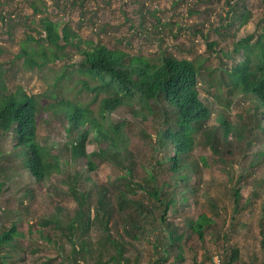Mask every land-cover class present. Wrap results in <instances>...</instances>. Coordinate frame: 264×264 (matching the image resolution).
Instances as JSON below:
<instances>
[{
	"label": "trees",
	"instance_id": "1",
	"mask_svg": "<svg viewBox=\"0 0 264 264\" xmlns=\"http://www.w3.org/2000/svg\"><path fill=\"white\" fill-rule=\"evenodd\" d=\"M86 1L74 0L70 5L82 7ZM226 2L228 8L225 13L219 12L221 24L214 26V30L222 38H233L231 47L216 49L220 44L218 39L207 42L212 54L219 50V67L207 65L208 60L198 56L178 57L169 48L159 50L154 56H145L129 53L119 45L111 48L85 40L70 25L60 28V23L50 19L44 0L31 2L34 15L46 13V16H41L32 26L40 35L39 48L29 51L26 44L22 47L26 65L43 68L64 61L69 57L66 52L69 47L75 48L81 58L75 63H65L61 71L55 73L50 93L42 95L22 89L11 92L3 80L0 65V158L4 156L0 162V199L5 198L6 189L17 196L22 192L20 183H15L18 179L11 178L14 159H18L21 167L18 176L39 185L61 174L63 162L83 159L88 171L87 175L77 173L63 182L68 188L63 190L64 194L76 203L74 212L66 213L65 220L31 208L28 203L35 202V190H25L21 197L12 195L9 203L14 209L1 218L0 264H19L24 251L27 252L21 240L29 235H37L56 246L52 231L71 244V256L78 257L75 263L71 257V264H82L81 257L84 264H129L110 229L117 216L124 221V227L132 226L131 231L124 230V234L132 235L133 241L140 240L145 233L159 235L153 242L159 259L165 247L171 248L183 240L184 234H176L175 227L167 224L166 219L175 204H188L198 193L192 185L193 177L202 175L208 164L203 157L196 162L191 154L198 146H204L232 168L236 163L231 159L236 145L240 144L239 152L246 154L250 149L245 148H251L256 138H264V16L255 21L253 32L239 36L240 29L252 21L253 12L246 0ZM191 13H200V10ZM146 16V12L140 11L137 27L141 32ZM168 24L163 22V27ZM199 32L206 38L210 36L203 30ZM27 37L34 41L33 36ZM2 54L0 47V56ZM85 94L87 97L93 94L92 99L82 101L80 97ZM245 102L248 106L243 105ZM236 109L239 112L234 115V122L232 116ZM118 114L127 116L129 123L140 129L139 135L143 138L149 137L147 132L154 131L156 141L151 162H142L128 150L127 121L117 120L115 115ZM40 117L45 123L57 124L55 127L64 138L62 150L55 147L57 143L50 137L41 136ZM10 136L15 141L13 149L3 143ZM89 148H93V153H89ZM10 151V160H6ZM62 153L71 160L62 162ZM262 157L260 154L235 178L233 170L230 181L237 180L233 185L236 214L244 209L240 204L241 184L252 177L253 169L263 165ZM96 158L122 175L111 183L98 185L92 177L98 169ZM137 169L144 174L134 179ZM14 185L17 190L13 189ZM259 186L261 183L255 187ZM138 190L161 207V214L151 217L146 227L135 195ZM213 208L216 209L215 205ZM59 211L62 214V210ZM215 217H220V213L215 211ZM215 217L203 214L189 220L188 232L203 240L205 229L215 222ZM23 223L30 225L28 233L20 230L19 225ZM96 225L104 231L106 240L102 246L105 243L104 246L117 249V256L89 258L94 246L90 234ZM260 236L264 249V223ZM176 257L181 259L180 253ZM227 264H240L239 250H232Z\"/></svg>",
	"mask_w": 264,
	"mask_h": 264
},
{
	"label": "rangeland",
	"instance_id": "2",
	"mask_svg": "<svg viewBox=\"0 0 264 264\" xmlns=\"http://www.w3.org/2000/svg\"><path fill=\"white\" fill-rule=\"evenodd\" d=\"M33 1L35 0H0V47L3 50V54L0 56V65L3 80L11 92L22 89L30 94L42 95L46 92L50 93L52 90L55 73L61 71L65 63L78 62L81 55L75 48L69 47L66 49L69 57L64 61L50 63L43 68L39 66L31 68L26 65L22 47L26 44L29 51L31 48H39L37 40L40 35L32 29V26L39 22L41 16H46V13L34 15V9L31 6ZM73 1L44 0L48 17L54 22L60 23V28L66 24L70 25L85 40L91 39L111 48L114 45H119L132 54L154 56L159 50L169 48L178 57L198 56L202 60L207 59V65L219 67V50L212 54L208 50V40L218 39L220 44L219 47H215L216 49L223 46L231 47L233 41V38L230 37L222 38L214 30V26L221 24L219 12L225 13L224 10L228 8L226 0H213L211 3H202L198 0H88L82 7L70 5ZM66 3H68V7L64 8ZM246 3L252 10L253 17L247 26L240 29L239 36L253 32L255 21L264 16V3L261 0H246ZM58 4L60 5L58 6ZM207 8L209 9L207 10ZM195 9H199L200 13L192 14L191 12ZM140 11L147 13L143 33L137 27L138 21H140ZM83 12H85V16H83ZM163 22L170 24L164 28ZM199 30H203L205 35L210 36L204 37ZM28 35L33 36L34 41L28 40ZM20 54H22L21 57H19ZM37 61H40L39 58ZM92 95L89 94L87 97L88 95L85 94L80 99L82 101L88 98L92 99ZM44 100L42 101L44 102ZM48 101L53 100L48 99ZM243 105L248 106L246 102ZM238 112V109L233 111L234 122V115ZM51 117L48 118V121ZM115 117L117 120L127 121L125 134L128 138V150L142 162L146 164L151 162L152 148L156 141L154 131L147 132L149 137L143 138L139 135L140 129L136 125L130 124L127 116L123 117L118 114ZM52 125L49 122L45 123L40 117L39 132L41 136L50 137L57 143L55 147L62 150L64 146L62 145L64 143L62 132L55 127L56 123ZM148 131H150L149 128ZM3 143L12 149L15 145L12 136ZM239 146L240 144L234 148L235 153L231 159L236 163L232 168L214 157L211 151L204 146H198L191 154L192 159L196 162L201 157L206 158L208 165L203 169L202 175L193 177L192 185L198 193L190 198L188 204L177 203L169 212L166 219L167 224L175 227L176 234H184V238L176 246L165 247L164 252L160 255L162 259H159L153 249L155 237H159V235L145 233L140 240L133 241L132 235L124 234V230L130 232L132 226L124 227L125 223L119 219V216L114 219L110 229L118 241L117 246L123 250L124 257L129 264H152L154 262L162 264H227L234 249L240 252V264H264V249L260 236V228L264 223V138L262 136L256 138L251 148H245V150L250 149L246 154L239 152ZM88 151L93 153L94 150L89 148ZM11 153L10 151L6 160H10ZM260 154H263V157L260 158L263 165L253 169L252 177L241 184L240 204L244 209L236 214L233 203V185L237 183V180L230 181L234 175L233 170L235 178ZM3 158L4 156L0 158V162L4 160ZM61 158L62 162L71 160L64 153L61 154ZM14 160L12 161L13 166L10 167L11 178L18 179L15 183H20L22 192L17 196L14 193H9L8 189L5 190V198L0 199V208H2V210L0 209V224H2L1 218L14 209L9 200L13 197H21L25 190H35V202L28 204L40 214L44 213L52 217L61 216L65 220L66 213L74 212L76 203L64 194L63 190H68V188L63 182L74 178L77 173L87 175L88 170L83 159L67 164L63 162L61 174L53 175L52 180L44 185L28 181L25 176H22L23 178L18 176L21 167L18 166V159ZM95 161L98 169L92 177L95 178L98 185L111 183L122 175L121 172L100 160L98 161L97 158ZM143 174L142 170L137 169L134 179L142 177ZM257 183H261L258 188L255 187ZM14 186L13 189L17 190V186ZM145 191L149 192V190ZM135 195L141 206L142 220L145 221L146 227L151 217L157 218L161 214V207L158 203L150 200L143 191L138 190ZM214 205L216 209L213 208ZM59 210H62L63 215ZM215 211L220 213V217H215ZM203 214L216 219L205 229L204 239L200 240L197 235L188 232L187 226L190 224L189 220ZM92 217L94 218V214ZM135 218L137 217L135 216ZM19 227L21 231L27 233L30 230L28 223L20 224ZM51 234L57 242L56 246L40 239L37 235H29L26 239H22L21 243L27 252L24 251L23 259L19 264H68L67 262H70L72 257L71 244L67 239L56 236L55 231H52ZM90 238L94 246H92L89 258L97 259L101 255L103 258L117 256V249L104 246L105 243L102 246V242H105L106 239L100 225H96L92 229ZM100 240H102L101 247L98 244ZM62 246H65V249ZM179 253L181 259L176 257ZM72 258L75 263L78 257ZM79 260L84 264L85 261L82 257Z\"/></svg>",
	"mask_w": 264,
	"mask_h": 264
}]
</instances>
